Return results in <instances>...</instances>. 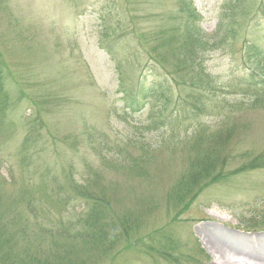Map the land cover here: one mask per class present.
I'll use <instances>...</instances> for the list:
<instances>
[{
	"label": "rangeland",
	"instance_id": "rangeland-1",
	"mask_svg": "<svg viewBox=\"0 0 264 264\" xmlns=\"http://www.w3.org/2000/svg\"><path fill=\"white\" fill-rule=\"evenodd\" d=\"M187 24L212 41L206 75L222 88L213 109L218 116L205 114L202 129L191 120L160 127L170 116L175 122V100L189 89L178 86L187 65ZM261 52L264 0H0V55L13 81L0 94V194H43L33 173L45 164L61 178L72 168L79 183L108 188L116 214H132L135 226L95 264H212L206 234L264 242L263 226L243 224L264 214V167L241 170L264 157V90L252 95L226 88L238 77H264ZM156 79L170 89L168 107L143 98ZM124 91L129 101L139 99L133 115ZM223 101L232 107L219 110ZM28 118L43 124L39 143L25 148ZM233 125L238 128L226 145L232 155L222 178L177 209L169 193L194 155L189 144L203 151L209 137ZM143 142L155 144L143 162L146 181L145 173L126 167L145 154L137 149ZM83 210L71 204L64 215ZM21 211V222L35 230L27 212L38 214L41 205Z\"/></svg>",
	"mask_w": 264,
	"mask_h": 264
},
{
	"label": "trees",
	"instance_id": "trees-1",
	"mask_svg": "<svg viewBox=\"0 0 264 264\" xmlns=\"http://www.w3.org/2000/svg\"><path fill=\"white\" fill-rule=\"evenodd\" d=\"M187 28L190 36L185 41L186 51H183V60L185 59L187 65L181 69L183 74L178 86L189 89L181 92L179 98L175 100L174 113L178 116L175 117V122L170 116L160 127H172L176 126L173 123L191 120L199 123V129H202L205 114L218 116L217 111L213 109L219 102V91L222 88L216 83L217 78L213 74L206 75L209 71L206 66L208 59L206 50L213 48L210 46L212 41L200 28L195 30L192 24H187ZM107 51H112L111 46H107ZM261 55L264 56L263 52ZM8 75L7 65L0 55V94L7 93L6 88L13 83ZM229 86L226 88L237 87L240 91L259 95L260 90H264V77L255 74L238 77ZM169 90L164 82L156 79L142 90V94L145 100L149 97L160 99L165 102L164 107H168L171 102L166 94ZM124 92L128 94L124 100L130 102L131 105L127 109L131 113L141 108L137 96L134 97V101H129V91ZM222 104L224 105L220 106L219 110L232 107L231 103L226 101ZM28 120L31 119H27V131L23 137L25 148L39 143L41 140L39 125L43 124V121L39 122L37 118ZM237 128V125H233L229 129L217 131L207 139L203 151H200L199 145H195L194 142L189 144L187 152L193 151L194 155L188 159L184 172L178 176L169 193L177 209H186L195 201L202 187L204 190L212 183L220 181L230 160L231 153H227L226 145L234 139ZM152 144L155 145L146 142L138 145L137 149L144 151L145 154L138 159H130L126 165L132 174L145 173L144 181L148 179L150 173L149 170L145 171L142 168L143 162L148 154L151 155L149 152L153 148ZM22 163L27 166L26 158H22ZM263 167L264 157H255L241 170ZM34 170V176L40 178L42 184L40 191L43 194L35 195L29 191L19 193L14 198L3 197L0 194V264H95L96 259L98 261L102 254L112 251L121 237L129 236L132 227L135 226L131 219L132 214L128 213L125 217L116 214L111 206L108 188L97 182L79 183L74 178L72 168L65 170L64 178H61V174L50 165L45 164ZM40 197L43 199L45 197L46 202ZM35 204L41 205V211L38 214L27 212L29 216L33 215L34 221L37 222V228L32 231L30 225L21 222L20 212L21 209L34 210ZM71 204H79V208L84 206L83 212L78 215H64ZM243 224L247 229L264 227V214L260 221L249 220ZM139 226L140 224L134 231L139 230Z\"/></svg>",
	"mask_w": 264,
	"mask_h": 264
},
{
	"label": "bare ground",
	"instance_id": "bare-ground-1",
	"mask_svg": "<svg viewBox=\"0 0 264 264\" xmlns=\"http://www.w3.org/2000/svg\"><path fill=\"white\" fill-rule=\"evenodd\" d=\"M202 241L214 255L212 264H264V242L261 238L249 239L240 235L233 237H213L202 235Z\"/></svg>",
	"mask_w": 264,
	"mask_h": 264
}]
</instances>
